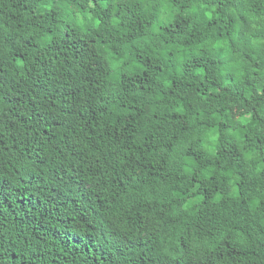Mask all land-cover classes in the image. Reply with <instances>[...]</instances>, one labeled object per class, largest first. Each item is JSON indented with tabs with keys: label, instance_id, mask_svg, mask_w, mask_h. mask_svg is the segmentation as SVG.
I'll return each instance as SVG.
<instances>
[{
	"label": "trees",
	"instance_id": "obj_1",
	"mask_svg": "<svg viewBox=\"0 0 264 264\" xmlns=\"http://www.w3.org/2000/svg\"><path fill=\"white\" fill-rule=\"evenodd\" d=\"M0 264H264V0H0Z\"/></svg>",
	"mask_w": 264,
	"mask_h": 264
}]
</instances>
